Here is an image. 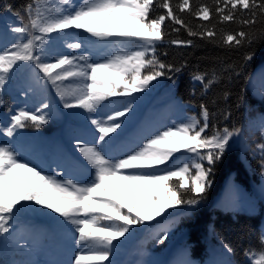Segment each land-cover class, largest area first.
Instances as JSON below:
<instances>
[{"label":"snow or ice","instance_id":"1","mask_svg":"<svg viewBox=\"0 0 264 264\" xmlns=\"http://www.w3.org/2000/svg\"><path fill=\"white\" fill-rule=\"evenodd\" d=\"M62 4L68 7L32 0L24 9L27 19L15 13L21 24L11 31L19 36L15 43L0 49V89L21 62H28L39 70H34L37 82L43 80L53 86L63 108L85 110L92 139L78 138L76 149L88 167L79 165L80 178L69 175L60 165L50 174L22 160L13 146L0 144V235L9 233L18 215L49 210L75 231L78 250L71 264H102L109 258L114 239L124 237L133 226H145L146 221L169 214V209L197 207L212 184L214 167L241 129L212 126L209 135L211 113L202 103L199 117L192 115L186 122L145 136L116 158L109 151L115 140L110 134L118 136L125 123L123 118L132 112L136 99L133 93L148 89L150 82L166 74L165 69L174 68L156 55L158 42L164 40L165 21L182 26L189 36L209 41L216 35L215 26L198 25V30H193L176 14L170 0H80L78 5L62 0ZM4 7L12 11L11 5ZM175 7L204 21H210L213 15L207 4L193 11L189 0H179ZM154 9L167 11L153 17ZM237 10L241 11L240 17ZM214 13L219 22L239 19L248 27L257 22L258 15L264 17V0H215ZM70 29L88 33L93 39L87 47L98 55L59 54L53 62H45L51 34ZM254 38L241 28L225 34L222 42L240 48L245 43L250 45ZM170 43L181 47L191 46L193 41L174 39ZM66 47L75 53L86 45L77 40ZM251 58L250 53L245 55L246 60ZM145 68H151L146 75ZM207 76L197 73L193 79L208 90L219 77L215 71L206 80ZM51 109L52 103L46 100L34 112L20 109L0 132L12 137L17 129L29 124L40 128L48 123ZM261 128L264 141V119ZM256 149L264 155V142ZM166 238L167 230L162 229L157 239L162 243ZM259 243L261 250L254 264H264V233ZM223 248L227 253L234 251L228 243Z\"/></svg>","mask_w":264,"mask_h":264},{"label":"trees","instance_id":"2","mask_svg":"<svg viewBox=\"0 0 264 264\" xmlns=\"http://www.w3.org/2000/svg\"><path fill=\"white\" fill-rule=\"evenodd\" d=\"M29 3L32 0H0V22L19 21L16 12L27 19L24 9ZM46 3L48 6L68 7L62 4V0H46ZM170 3L176 14L193 30H198V25L215 26L216 35L212 41L192 37L182 26L166 20L163 25L164 40L158 42L156 55L174 68L165 69L166 74L150 82L148 89L133 93L135 100L147 98L149 106L157 103V116L160 117L157 123L164 129L186 122L192 115L199 117L203 103L211 113L209 135L212 126L221 129L235 127L241 132L234 144L233 140L230 142L222 161L214 167L210 177L212 184L197 207L169 209V214L146 221L145 226H133L124 237L114 239L109 258L102 264H220L225 260L230 264H254L261 250L259 236L264 233V168L261 167L264 155L256 149L258 143L264 142L261 139V120L264 119V17L258 15L257 22L248 27L242 25L239 19L219 22L214 13L215 0H189L193 11L201 4H207L213 10L210 21H204L187 11L180 12L175 7L179 0H170ZM5 5H11L12 11L5 10ZM166 11L154 9L151 15L166 14ZM236 15L240 17L241 11L237 10ZM173 28L179 31H172ZM241 28L255 37L250 45L245 43L243 47L236 48L223 44L225 34ZM51 35L67 43L82 41L86 47L75 53L67 47L53 49L46 57L48 62H53V57L59 54L98 55L87 47L93 38L83 30L70 29L63 34ZM174 39L192 40L193 44L177 47L170 43ZM3 44L1 42L0 47ZM249 53L252 58L246 60L245 55ZM150 71L151 68H145L143 74ZM213 71L219 81L208 90L193 79L197 73H207V80ZM28 86L29 90L23 93L19 85L9 81L0 89V100H3L0 104V128H6L5 124H10L11 116L18 110L39 107L45 100L52 103L48 123L40 128L29 124L17 129L12 137L0 132L2 144L13 146L21 157L50 174L58 171L57 165H60L69 175L80 178L79 165L88 166L76 149V140L92 139L88 134V129L92 127L87 119L89 114L78 107L63 108L50 83L41 80L35 86ZM140 111L134 103L132 112L123 118L125 123L118 130L119 135L110 134L115 140L109 151L116 158H120L121 153L143 137H150L158 131L148 127L138 128L136 123ZM144 114L143 111L141 116ZM50 123L57 127L52 133L41 128ZM127 129L130 132L124 133ZM30 135H34V140ZM39 139L43 140L38 146ZM29 146L32 149L27 151ZM192 174H195L194 170ZM18 217L21 236L11 241L5 234L0 235V264H71L78 249L74 239L76 234L70 225L49 210L26 212ZM162 229L167 230V238L161 243L157 236ZM67 232H71L70 242H60L59 238ZM21 240L26 242L21 243ZM225 243L232 246V253L223 248ZM68 252L70 256L66 257Z\"/></svg>","mask_w":264,"mask_h":264},{"label":"rangeland","instance_id":"3","mask_svg":"<svg viewBox=\"0 0 264 264\" xmlns=\"http://www.w3.org/2000/svg\"><path fill=\"white\" fill-rule=\"evenodd\" d=\"M80 3V0H71L70 4L71 5H78ZM21 24V20L20 21H16V22H7V23H0V42L3 41L4 45L3 47L11 44V43H15L19 34L17 33H13L11 31L12 27H18ZM51 41L50 43L46 46V51H47V55L46 57L49 56L50 52L53 49L56 48H63L66 47V45L68 44L65 40H60L58 38H56L55 36L51 35ZM2 47V48H3ZM0 48V49H2ZM45 62H48L47 59L45 58ZM34 70L35 72L38 73V69H35V66L28 63V62H21L19 68H17V70L14 72L12 78L9 81L15 82L17 85H19V89L21 92L26 93L29 90V86L28 85H32L35 86L38 82L36 81V77L34 75ZM42 76V74H40ZM7 81L6 84L9 82ZM41 81V80H40ZM67 83H69L68 81H66ZM144 91V90H143ZM133 103H137V108L141 109L143 108V106H147L148 105V101L147 98H140L135 100ZM158 105L155 104L153 106H149L148 105V110H145V114L143 116V118L141 119L140 123H139V128L141 127H148L149 129H156L158 131H163L165 130L164 128H161L158 126V121L160 119V117L157 116V109H158ZM37 108V106L32 107L31 109H29V111H35V109ZM57 121L60 122V119L57 118ZM56 122V124H58V122ZM54 123H50L47 125H43L41 128L43 130L46 131H51L50 133H52L53 130H55L57 127ZM159 128V129H158ZM163 129V130H160ZM30 138L32 140H34V135H30ZM238 136H236L233 139V144L237 141ZM43 139H39L37 145H41ZM1 142V141H0ZM1 144V143H0ZM131 148V147H130ZM32 149V147H28L27 151H30ZM128 149V148H127ZM22 160H25L24 158L21 157ZM223 191V189H222ZM12 229H10L9 233H5V236L10 239L11 241L13 240H17V238H19L21 236L22 233V228L20 227V218L17 216L13 221H12ZM70 235L71 232H67L65 235L60 237V241L61 242H69L70 241ZM21 243H25V240H21ZM70 256V254H69Z\"/></svg>","mask_w":264,"mask_h":264}]
</instances>
